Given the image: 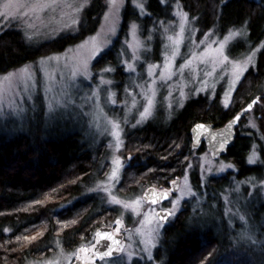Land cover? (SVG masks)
I'll return each mask as SVG.
<instances>
[{"label": "trees", "instance_id": "obj_1", "mask_svg": "<svg viewBox=\"0 0 264 264\" xmlns=\"http://www.w3.org/2000/svg\"><path fill=\"white\" fill-rule=\"evenodd\" d=\"M134 1L143 4V11ZM176 3L202 30L214 28L222 34L244 28L245 35L228 46L233 58L263 44L256 65L237 89L234 108L224 109L218 96L210 99L199 94L188 98L172 116L158 106L148 121L127 133L133 156L123 172L122 185L132 190L164 185L184 171L193 154L191 128L196 122L222 126L252 99L264 98V0H126L118 34L94 64L111 66L116 79L120 78L119 52L131 22L139 25L143 38L152 32L153 53L158 56L161 24L173 19ZM103 11V0H90L76 33H62L40 44L27 42L19 30H5L0 34V74L77 43L97 29ZM245 117L234 145L223 155L233 161L236 172L212 177L202 188L195 161L192 183L198 192L207 190L206 201L202 207L183 210L164 227L156 249L160 264H191L199 257L202 264H264V197L256 192L249 203L248 219L255 239L239 238L246 233L243 225L230 228L221 200L234 186V179L264 177V142L258 140L260 159L250 164L254 139L239 135ZM53 125L43 116L41 104L39 112L22 121L19 129L14 124L0 125V264H24L49 254L58 243L68 250L91 244L96 229L107 224L113 213L94 189L108 167L106 149L83 142L82 133L50 129ZM198 149H206L205 144ZM204 208L206 216L202 215Z\"/></svg>", "mask_w": 264, "mask_h": 264}, {"label": "rangeland", "instance_id": "obj_2", "mask_svg": "<svg viewBox=\"0 0 264 264\" xmlns=\"http://www.w3.org/2000/svg\"><path fill=\"white\" fill-rule=\"evenodd\" d=\"M125 1L103 0L104 11L97 29L77 43L46 52L0 74V125L14 124L19 129L22 121L39 112L41 104L43 116L54 124L50 129L82 133L83 142L106 149L108 167L94 189L103 195L113 213L109 222L101 226L112 227L125 239V246L117 256L93 260L87 250L96 242V229L91 244L68 250L58 243L49 254L24 264H73L80 255L95 264H160L156 249L164 227L183 210L202 207L206 201L207 190L198 192L192 183L195 161L198 160L202 188L212 177L237 171L233 161L224 156L213 158L209 150H199V146L192 147L193 154L184 171L166 184L145 185L138 190L122 185L123 172L133 156L127 133L148 121L158 106L172 116L188 98L199 94H207L210 99L218 96L224 109L234 108L237 89L249 69L256 65L263 44L233 58L228 54V46L245 35L244 28L222 34L214 28L202 30L176 3L173 19L161 24V48L155 51H159L158 56L153 53L152 32L143 38L139 25L129 24L119 52L123 71L116 79L111 66L99 68L94 62L116 38ZM89 3L90 0H0V34L13 28L27 42L40 44L62 33H76ZM133 3L143 11L140 1ZM255 105L239 131L240 136L254 139L248 154L250 164L260 159L258 140L264 142V98ZM176 178L180 179L178 191L169 199L160 204L143 199L147 188L169 190ZM233 184L222 195L224 215L230 228L236 223L245 227L247 234L239 238L255 239L248 209L256 192L264 197V177L234 179ZM159 210L170 212L166 221L158 216ZM202 215L206 216L205 208ZM202 263L199 257L191 264Z\"/></svg>", "mask_w": 264, "mask_h": 264}, {"label": "water", "instance_id": "obj_3", "mask_svg": "<svg viewBox=\"0 0 264 264\" xmlns=\"http://www.w3.org/2000/svg\"><path fill=\"white\" fill-rule=\"evenodd\" d=\"M259 98L255 97L245 106L240 108L225 124L215 127L212 122H196L191 128L192 147L197 148L202 143L205 144L207 150L211 152L213 158L223 156L227 150L235 143L237 129L241 121L252 110L253 106L258 102ZM255 101V102H254ZM249 104L252 105L249 108ZM180 179L176 178L169 190L157 189L153 186L147 188L143 193V199L152 204H159L169 199L178 191ZM158 216L164 222L170 216L169 211H158ZM97 239L92 249L87 250L92 259L117 256L125 246L123 234L116 233L110 226H100L96 231ZM107 253V255H103ZM73 264H95V262L86 260L81 255L76 258Z\"/></svg>", "mask_w": 264, "mask_h": 264}, {"label": "snow or ice", "instance_id": "obj_4", "mask_svg": "<svg viewBox=\"0 0 264 264\" xmlns=\"http://www.w3.org/2000/svg\"><path fill=\"white\" fill-rule=\"evenodd\" d=\"M255 102V101H254ZM225 107H227V105H225ZM249 108H251L252 107V105L251 104H249V106H248ZM103 255H107V253H104Z\"/></svg>", "mask_w": 264, "mask_h": 264}, {"label": "flooded vegetation", "instance_id": "obj_5", "mask_svg": "<svg viewBox=\"0 0 264 264\" xmlns=\"http://www.w3.org/2000/svg\"><path fill=\"white\" fill-rule=\"evenodd\" d=\"M160 204V203H159Z\"/></svg>", "mask_w": 264, "mask_h": 264}]
</instances>
